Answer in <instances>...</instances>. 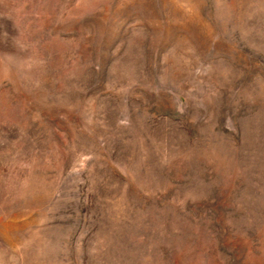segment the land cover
Wrapping results in <instances>:
<instances>
[{
  "label": "rangeland",
  "instance_id": "374dc122",
  "mask_svg": "<svg viewBox=\"0 0 264 264\" xmlns=\"http://www.w3.org/2000/svg\"><path fill=\"white\" fill-rule=\"evenodd\" d=\"M0 264H264V0H0Z\"/></svg>",
  "mask_w": 264,
  "mask_h": 264
}]
</instances>
